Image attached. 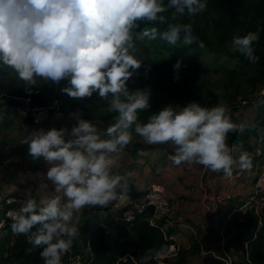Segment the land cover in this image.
Segmentation results:
<instances>
[{
  "label": "clouds",
  "instance_id": "clouds-1",
  "mask_svg": "<svg viewBox=\"0 0 264 264\" xmlns=\"http://www.w3.org/2000/svg\"><path fill=\"white\" fill-rule=\"evenodd\" d=\"M207 6L208 0H0V67L13 69L28 90L38 77L54 83L66 79L61 91L77 99L97 93L108 100L107 111L115 113L107 126L71 113L76 117L71 128L41 127L23 140L32 159L48 166L43 175L52 190L39 201L31 195L23 200L9 213L10 227L14 236L24 235L41 249L44 264H62L80 236V214L86 206L127 203L120 159L134 134L148 144L170 143L176 165L200 164L225 175L232 174L234 164L242 170L252 167L247 152L236 157L227 143L229 133L242 132L244 126L232 120L225 104H168L145 122L139 116L150 108L149 92L131 90L127 84L143 62L135 54L141 22L153 24L140 32L141 38L159 35L170 45H191L197 37L193 24L183 18ZM156 23L165 24L166 30L159 32ZM259 39V29L237 34L231 50L256 63L260 57L254 42ZM198 46L204 47L203 41ZM181 64L178 59L173 65L177 73ZM4 119L0 110V122ZM159 255L149 249L145 264Z\"/></svg>",
  "mask_w": 264,
  "mask_h": 264
},
{
  "label": "trees",
  "instance_id": "trees-1",
  "mask_svg": "<svg viewBox=\"0 0 264 264\" xmlns=\"http://www.w3.org/2000/svg\"><path fill=\"white\" fill-rule=\"evenodd\" d=\"M166 15H170V13H166ZM183 22H191L193 24V34L197 37V42H193L191 45H184L181 41H178L176 45H170L161 39L159 35L151 40L147 37L141 38L140 32L146 27L151 28L153 26L151 22H141L140 28L136 30V35L138 36L136 40L137 47L139 49L147 48L152 58L162 60L169 65L174 64L178 59L182 63L190 59H196L199 50L211 53L216 58L227 56L224 61L226 67L230 68L232 73H237L239 70H250L253 73V83L264 84V0H208V6L205 10L197 13L194 17L185 16ZM155 26L159 32L166 30L165 24L156 23ZM257 29L260 30V39L254 42V46L255 53L260 59L256 63H252L240 53L226 48L235 35H245L247 32ZM199 41H203L204 47L198 46ZM66 83V79H62L59 83H54L40 78L36 85L30 86L31 90L26 89V85L15 82L0 83V96L8 100L9 104L7 108L10 111H12V108L15 109L18 106L16 97L28 98L32 104L37 106H45L58 99L62 113L66 114L76 109L77 106L82 105V101L84 100V98L77 99L71 96L63 98L61 88ZM127 84L129 89H136L131 84ZM259 96L249 99H258ZM172 99L173 97L170 93L166 97L161 96L149 102L150 108L140 111V120L146 122L152 113L157 112L163 106L168 104H172L173 106ZM249 99L245 98L243 100ZM243 105L241 100L240 104H235L230 108L234 110ZM26 118L31 121L33 117L29 115ZM90 118L112 122L113 115L90 116ZM257 127L258 125L255 124L248 127L242 133H239V131L235 133L230 132L228 139L234 143L242 142L247 145L245 148L252 149V146L249 145L250 132L256 134L257 140H264V133L260 134V131L257 132ZM140 147H142L141 144L136 142L133 148L137 152ZM169 154L171 152H167L162 161L170 159ZM139 194L141 193L139 192ZM2 203L3 206L1 205L0 207L7 209L8 204ZM85 213L88 217L82 230V240L85 242L87 249V258L84 260V264L131 263L132 261L128 258L129 253L125 252V250H121L118 256L114 254L113 246L118 240L132 242L136 249V255L142 259L149 249L160 251L158 257L148 261L153 263L158 261L160 256L167 254L170 243L174 241L170 239V236L178 231L177 225L164 229L165 219H159L157 225L152 224L150 218L153 214V208L151 207L135 214V218L132 221L123 219V211L112 208V204L104 210L95 206L90 207ZM118 216L122 219L117 220ZM260 221L262 222L261 226L256 229L255 227ZM11 223L12 220L6 217L3 229H7L12 233ZM39 227V224L34 225L33 231ZM255 229L256 232H254ZM11 233L10 236L7 235L8 242L6 243V245H9L7 248L8 259L18 260V264L43 263V258L39 255L40 248L30 244L24 235L14 236L12 233L11 236ZM241 239L243 242L248 243L250 248L249 259L251 262L247 260L248 263L264 264V207L260 211V214L256 215L253 210L250 212L248 227L241 235ZM5 242L6 240L3 241L4 244ZM167 260L169 259H165V261Z\"/></svg>",
  "mask_w": 264,
  "mask_h": 264
},
{
  "label": "crops",
  "instance_id": "crops-1",
  "mask_svg": "<svg viewBox=\"0 0 264 264\" xmlns=\"http://www.w3.org/2000/svg\"><path fill=\"white\" fill-rule=\"evenodd\" d=\"M255 112H257L255 108L243 105L238 109L230 110V115L233 121L244 126L243 131H245L253 124ZM23 120L22 125L28 129L31 127L30 132L41 127L47 130L59 126L56 123L59 120L57 116L41 123L30 122L27 118ZM73 121L76 122V117ZM24 131V129L21 131L10 129L9 132L7 129L5 133L8 134L7 138L9 137L10 140L0 142V153H9L7 157L5 153L3 154L5 161L14 158L17 163L9 170L7 168L0 170V185L4 184L0 198L5 199L10 195L17 196L20 199L19 205L29 195L41 200L51 194L52 190V186L44 180L43 174L46 173L48 167L46 164L41 165L37 172L29 178L23 174L28 166L26 159H32V157L28 156L27 152H22L21 148L17 149L15 138H22L20 145L25 144L23 142L26 138H24ZM242 132L239 131V133ZM256 141V136L250 132L249 145L253 146ZM136 142L142 146L137 152L133 148ZM227 143L232 147L233 155L236 157L241 152H247L245 151L247 145L242 142L234 143L227 139ZM241 147L243 151L240 150ZM167 152H171L170 158L174 152L170 143L148 144L134 134L132 143L121 154L120 171L125 175L127 184L135 186L136 192L127 190V203L120 206L112 204V208L122 210L123 214L140 213L143 192L138 191L136 186L144 188L146 184L160 182L165 186L172 200L175 219L183 221V225L179 227L180 231H176L173 235L183 249L191 247L192 243L216 249L225 242L233 245L243 242L241 235L248 227L251 211L247 202L248 198L254 194L255 170L258 160L250 155L252 158L250 169L242 170L238 164H234L232 174L225 175L223 172L213 171L200 164L176 165L171 158L162 161ZM33 161L37 162L32 159L30 168ZM21 180L23 184L18 182ZM10 188L12 191L9 190ZM1 205L3 206L2 202H0ZM89 208L86 206L81 214ZM242 209L245 211L239 214L238 212ZM237 216H239L238 219Z\"/></svg>",
  "mask_w": 264,
  "mask_h": 264
},
{
  "label": "rangeland",
  "instance_id": "rangeland-1",
  "mask_svg": "<svg viewBox=\"0 0 264 264\" xmlns=\"http://www.w3.org/2000/svg\"><path fill=\"white\" fill-rule=\"evenodd\" d=\"M137 38L138 36L136 35L135 40H137ZM226 48L228 50H231V42L227 44ZM135 54L137 58L142 60L143 62L141 63V66L134 71L133 75L129 78L127 83L131 84L136 89H144L145 92H149V102L158 99L161 96L166 97L171 93L173 97V106L176 108H178L179 106L183 107L189 102L195 100L207 106H211L216 103L225 104L230 113V110H232L230 108L231 106L240 104L241 100L245 98L249 99L257 97L258 94L262 90H264V84L253 83L254 78L252 71L239 70L237 73H232L231 69L226 67L224 61L227 56H225L224 58H216L211 53H207L204 50H199L198 57L196 59H190L189 61L182 63L181 68L177 73V71L173 68V65L176 62L172 65H169L162 60H156L149 55L147 48L139 49L137 47ZM39 79L40 78L38 77L36 80V84L39 82ZM9 82L26 85L25 81L21 80L13 69L8 67H0V83ZM61 94L63 98L69 96L63 91H61ZM8 104V100L0 96V110H3L5 113V119L0 122V142L8 141V134L5 133L7 129H13L14 131H21L24 129V138L29 136L31 130V127L30 129H28L22 125L24 123V118L20 117L19 114L10 111L7 108ZM263 104L264 96L261 95L258 99H254V102H252L251 104H247L249 108H255L257 110V112L254 113L255 118L253 120L252 126L257 124V132L260 131V134L264 133ZM107 105L108 100L103 99L97 93H93L91 97H84L82 105L77 106L76 109L71 110L67 114L62 113L57 116L59 118V120L56 121V123L59 125L57 126V128L61 126H67L71 128L72 124L75 123V121H73L75 115H70L71 113L78 112L85 117L88 116L86 118L89 119H91L90 116H114L115 113H109L107 111ZM102 121H104V124H106L103 126H107L108 123H111L107 120ZM30 122H34L33 118ZM254 135L256 136V134ZM15 139L17 140V149L21 148L22 152H27L28 156H30L28 152V143L20 145L22 138ZM4 153L6 154V157L9 154L8 152L0 153V170H3L5 168L9 170L12 166H14V164L17 163L15 162L14 158L6 162L5 158H3ZM31 160L32 159L30 158L26 159V161L28 162V166H26V170L23 173L28 178L33 175L34 172H37L38 168H40L41 165H45L43 161L40 162L39 160H37L36 163H34L33 161L30 168L29 165L31 164ZM18 182L23 184L22 180ZM143 187H147V184ZM3 188L4 184H1L0 195ZM127 190L131 191L129 188ZM11 196L14 195H10L7 197ZM252 196L253 194L248 198V200H250ZM14 197L17 198V201H14V203L8 205L7 208L11 206H16L17 208H19L20 199L17 196ZM3 199V197L0 198V202H3ZM253 202L251 201L250 203H248V206L251 210L250 212H252L253 210L257 215ZM5 209H3V207H0V220L4 216ZM99 209L104 210L105 208ZM86 211L87 210H85L80 215V236L74 242L72 248L63 255L62 264H84V260L87 258V249L85 247V242L82 240L83 226L88 217L85 213ZM242 211L245 210L242 209L238 213L242 214ZM236 218L238 219L239 216H237ZM236 218L235 222H237ZM259 225L260 224L258 222L255 228L257 229ZM178 229L179 232L180 228ZM256 229L254 232H256ZM10 233L11 232L9 230L6 231L5 229L0 227V264H18L19 262L16 259L10 260L7 257V248L9 245H6V243L8 242L7 239L8 236H10ZM4 240H6L5 244L3 243ZM245 245V242H238L235 243V245L229 242H225L216 249H209L206 246L202 247L198 243H192L191 247L186 246L187 249H183V247H180V251L177 257L173 259H169L167 261H165V259L168 258L162 260L158 259V261H155L153 263L147 261L146 264H249L245 255ZM113 248L114 254L116 256H118L121 250H125V252H128V258L132 261L129 264H145V261L141 257H138L136 255V249L132 242H122L121 240H118L114 243ZM214 251L215 254H213ZM133 255H135V257H133ZM217 256H219L220 258ZM40 264H44V262Z\"/></svg>",
  "mask_w": 264,
  "mask_h": 264
},
{
  "label": "built area",
  "instance_id": "built-area-1",
  "mask_svg": "<svg viewBox=\"0 0 264 264\" xmlns=\"http://www.w3.org/2000/svg\"><path fill=\"white\" fill-rule=\"evenodd\" d=\"M259 95H264V90H262L258 94V96ZM16 101L18 102V106L15 109L12 108V111L15 112L16 114H19L20 117L23 118L32 115L33 120L36 123H41L53 116H58L62 114V108L58 99H55L54 101H52L51 103L45 106L34 105L28 98H23V97H16ZM252 101H254V99L242 100V103L245 105V104H249ZM242 149L243 148L241 147L240 150ZM245 149L244 150L247 151L249 155H251L252 157L258 160L257 168L255 170L256 176L254 181V187H255L254 194L252 198H250V200L252 202L254 201L253 203L256 209V213L260 214V211L264 207V140L262 141L257 140L252 146V149H247V148ZM128 188L130 190H133L135 189V186L133 187L128 184ZM136 189L138 191L143 192L142 204L140 205V212L148 209L149 207L153 208V214L152 217L150 218L152 224L157 225L159 219H165L166 221H165L164 229H168L169 226H175V225H177L179 228L181 225H183V221H178L175 219L174 206L172 200L169 197L167 190L162 183L153 182L151 184H148L147 187L144 188H139L136 186ZM250 200H248L247 203H250L251 202ZM14 201H17V198H15L14 196L6 197L5 199H3V202H5L8 205L14 203ZM17 209L18 208L16 206H11L5 210L4 216L0 220V222H2L0 223L1 228H3V224L6 217L11 219L9 213H12ZM134 218H135L134 213H127L124 214L123 219L132 221L134 220ZM116 219L118 220L122 218L118 216ZM261 223L262 222L260 221L259 226H261ZM255 235L257 236V234ZM170 239H173L174 241L170 243L167 254L160 256L158 259L161 260L165 258L173 259L177 257L181 246L176 241L173 235L170 236ZM213 254H215V251ZM245 255L247 257V260L251 262V260L249 259L250 248L248 243H246L245 245Z\"/></svg>",
  "mask_w": 264,
  "mask_h": 264
}]
</instances>
